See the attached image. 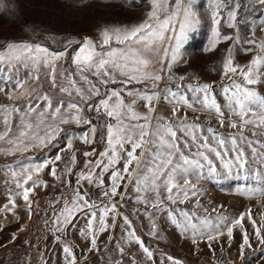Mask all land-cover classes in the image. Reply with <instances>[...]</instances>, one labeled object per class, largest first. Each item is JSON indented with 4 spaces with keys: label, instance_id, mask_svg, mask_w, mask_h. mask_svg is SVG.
I'll list each match as a JSON object with an SVG mask.
<instances>
[{
    "label": "snow or ice",
    "instance_id": "obj_1",
    "mask_svg": "<svg viewBox=\"0 0 264 264\" xmlns=\"http://www.w3.org/2000/svg\"><path fill=\"white\" fill-rule=\"evenodd\" d=\"M256 2L264 7V0ZM149 3L150 11L142 22L132 27L105 28L98 42L90 37L69 38L61 52L24 41L0 46V93L9 100L21 96L31 100L23 108L0 105V122L3 124L0 141L8 145L0 151L12 154L46 145L55 139L63 124L87 125L79 136L80 141L94 144L99 138L105 147L98 158L86 162L89 170L77 177L73 199L70 204L66 202L51 221L55 239L61 242V236L55 233H63L71 227L81 236L90 237L91 248L95 249L97 233L114 227L115 217L121 216L125 239L138 244L152 260L153 252L137 235L133 221L120 211L124 202L132 198L127 195L128 186L135 193L136 203L145 205L150 219L156 212L166 211L171 223L183 234H190L194 244L197 239L207 240L212 251L213 240H219L225 232L231 239L234 227L243 228L246 214L242 212L238 217L230 218L213 208L214 222L211 215L201 218L195 210L166 208L165 203L183 205L196 198L200 188L193 180L199 181L205 175V169L210 175L218 174L217 161L228 174L235 173L246 181L252 179L251 184L238 187L241 195L246 198L264 196V95L252 87L264 84V41L258 43L254 38L241 41L237 33V43L253 45L258 53L245 70L234 64L232 49L227 50L221 75L227 76L229 83L220 87L219 95L224 101L221 104L213 84H185L184 76L170 74L173 65L181 59L183 45L201 25L196 0H149ZM209 4L214 25L211 47L215 48L221 39L215 25L221 23L222 9L228 7V0H209ZM239 7L238 0H234V8L229 10L227 17L230 28L237 27ZM260 27L264 28V25ZM222 39L228 41L233 37L223 35ZM74 44L78 47L69 52ZM253 50L250 47L245 53ZM62 59L70 60L74 67L58 65ZM234 76H239L243 82L233 79ZM42 78L52 88L70 97L69 102L66 105L59 102L54 107L48 92L40 91ZM162 81H167L164 86H161ZM125 96L129 98L127 101ZM141 102L146 111L138 110ZM161 103L168 107L158 109L157 105ZM169 111L170 115L167 114ZM87 112H95L103 123H94ZM189 112L204 113L210 118L215 116L217 127L211 126V119L202 121L200 115L190 119ZM73 139L69 137L60 151L71 150ZM83 155L93 157L97 153L91 150ZM61 159L58 153L54 161L24 165L19 173L12 172L16 188L22 190L16 195L22 196L30 215V194L37 186L47 187L46 182L33 179V173L38 174L51 164L50 174L58 178L55 162ZM75 161L76 153H73V165ZM65 171L71 174L70 168ZM106 175L110 181L107 188ZM125 180L126 185L123 184ZM81 182L103 189L99 204L91 200L87 192L80 191ZM122 187L124 191H121ZM10 203L15 207L13 197H10ZM195 204L202 207L199 199ZM148 208L154 211L147 213ZM203 211L207 213L208 209ZM136 213L139 214V210ZM79 214L86 217L83 229L74 223ZM110 215L111 225L108 223ZM247 219L254 236L264 245V215L257 224L249 209ZM156 228L152 222L151 234H155ZM244 247H251L247 230L243 232L241 255ZM119 251L123 254L124 249ZM62 252L65 264H77L72 246L64 243ZM167 259L172 264H181L172 256Z\"/></svg>",
    "mask_w": 264,
    "mask_h": 264
},
{
    "label": "rangeland",
    "instance_id": "obj_2",
    "mask_svg": "<svg viewBox=\"0 0 264 264\" xmlns=\"http://www.w3.org/2000/svg\"><path fill=\"white\" fill-rule=\"evenodd\" d=\"M240 7L237 10L236 28L228 27V13L234 8V0H228V7L222 9V19L219 25H215L221 33V39L215 48L211 47L212 28L211 7L209 0H196V8L202 17L199 30L194 32L190 39L185 42L181 49V59L174 64L171 75L186 79L183 83H210L213 84L217 93L218 102L224 103L223 97L219 95L220 87L229 83L227 76L222 77V63L226 59L229 48L232 49L234 64L240 65L247 70L251 59L257 55L258 49L247 43H237L238 33L240 40L254 38L258 43L264 41V7L256 0H238ZM149 0H0V46L8 42H28L40 44L52 52L64 51L65 42L90 37L94 41L100 40V33L105 28L132 27L142 22L150 11ZM254 33V35H253ZM223 35H230L233 39L224 41ZM115 46V45H114ZM78 47L72 45V49ZM252 47V52L245 53V50ZM58 65L67 67L68 60L62 59ZM74 67L69 65L68 68ZM167 74V69L165 70ZM233 79L243 82L239 76ZM167 81H162L161 86ZM11 87V86H10ZM137 87H142L137 85ZM172 87H175L172 84ZM254 87L261 95H264V84ZM40 91H47L53 101V106L59 102L65 105L70 97L52 88L46 79L42 78ZM129 98L125 96L127 101ZM31 102L29 97L21 96L17 100H9L4 93H0V105H17L21 108ZM167 105L163 103L157 108L164 110ZM87 109V105H84ZM139 111H146L143 104L138 105ZM170 115V111L167 113ZM196 115L201 116L202 121L211 119V126L217 127L215 116L211 118L204 113L189 112V118ZM94 123L102 124L103 120L97 117L95 112H87ZM18 123V121H15ZM61 131L50 143L38 147H29L12 154H5L0 151V264H65L62 247L64 243L73 247L77 264H172L167 259L172 256L178 259L181 264H264V245H261L253 234V228L247 219L248 210L251 209L253 218L257 224L264 215V196L246 198L238 191V187L244 184H251L253 181L237 177L235 173L228 174L219 162H216L218 174L205 175L197 183L200 192L196 198L189 200L183 205H168L165 207H180L195 210L201 218L211 215L215 222V213H224L230 218H236L240 213H245L244 226H236L233 229L232 238L227 233L219 237V240L211 242V249L207 240L197 239L194 244L190 234H183L181 229L173 225L166 211H158L150 219L146 214L145 205L136 203L135 193L131 186L127 187V195L132 197L124 202L120 209L123 215L129 216L137 230V235L145 242L151 241L156 244L152 260H149L138 244L128 242L125 226L121 216L115 217V226L109 227L105 232H98L96 235V248L92 249L90 237L85 238L75 228H68L63 233H55L61 236V242H57L53 234L51 221L64 207L65 203L70 204L77 188V177L81 172L87 173L89 159L98 158L99 152L104 150L105 144L99 138L94 144H85L80 141L79 136L87 129V125L74 122L60 125ZM0 131H3V124L0 122ZM15 131V129H13ZM224 131V129H221ZM228 131H233L228 129ZM73 137L71 150L63 151L68 138ZM0 148L7 149L8 145L0 141ZM95 150L97 156L85 157L86 151ZM62 156L61 161L55 162L57 177L50 174L52 165L43 169L38 174L33 173V179L46 182L47 187L37 186L30 194L31 215L29 207L22 196L16 195V180L12 172L19 173L24 165H35L45 160L54 161L57 154ZM76 153V161L71 162L72 154ZM122 167V165H120ZM71 169V174L65 171ZM98 171V170H97ZM73 178V189L68 191V186ZM22 182V181H21ZM82 193L87 192L91 200L98 204L102 199L103 189L94 185L81 182ZM123 184H127L125 180ZM110 185L108 176H105V188ZM62 190V191H61ZM65 191V194L63 192ZM124 191V188H121ZM58 192L60 196L57 197ZM10 197L15 199V207L10 203ZM151 198V196H150ZM49 199L51 200L50 202ZM117 200L119 197L116 198ZM199 199L202 207H197L195 200ZM5 205L8 207L6 208ZM53 205V206H52ZM223 205V208H220ZM10 209V210H9ZM203 209H208L205 213ZM139 210V214L136 213ZM154 209L148 208L147 213ZM157 225L155 234H151V224ZM79 229L85 228L86 217L79 214L74 221ZM108 223H113L112 216ZM38 224V225H37ZM247 230L251 241V247H244L243 232ZM264 235V229H262ZM124 249L123 254L119 251Z\"/></svg>",
    "mask_w": 264,
    "mask_h": 264
},
{
    "label": "trees",
    "instance_id": "obj_3",
    "mask_svg": "<svg viewBox=\"0 0 264 264\" xmlns=\"http://www.w3.org/2000/svg\"><path fill=\"white\" fill-rule=\"evenodd\" d=\"M71 63H70V60H68V64H67V67H69V65H70ZM68 188V191H70V190H72L73 189V178L71 177V182H70V184H69V186L67 187ZM62 191V190H61ZM60 192H58V194H57V197L58 196H60ZM63 194H65V191L63 192ZM51 200L49 199V201L48 202H50ZM53 206V205H52ZM38 225V224H37Z\"/></svg>",
    "mask_w": 264,
    "mask_h": 264
},
{
    "label": "water",
    "instance_id": "obj_4",
    "mask_svg": "<svg viewBox=\"0 0 264 264\" xmlns=\"http://www.w3.org/2000/svg\"><path fill=\"white\" fill-rule=\"evenodd\" d=\"M147 247L150 249V250H153V249H156V244L151 242V241H148L147 242Z\"/></svg>",
    "mask_w": 264,
    "mask_h": 264
}]
</instances>
